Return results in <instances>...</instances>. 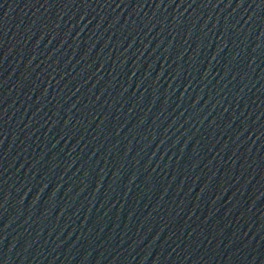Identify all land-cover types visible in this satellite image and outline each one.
I'll return each mask as SVG.
<instances>
[{"label":"water","instance_id":"95a60500","mask_svg":"<svg viewBox=\"0 0 264 264\" xmlns=\"http://www.w3.org/2000/svg\"><path fill=\"white\" fill-rule=\"evenodd\" d=\"M0 264H264V0H0Z\"/></svg>","mask_w":264,"mask_h":264}]
</instances>
